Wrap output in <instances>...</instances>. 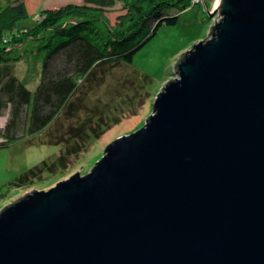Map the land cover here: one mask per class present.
<instances>
[{
    "label": "water",
    "instance_id": "95a60500",
    "mask_svg": "<svg viewBox=\"0 0 264 264\" xmlns=\"http://www.w3.org/2000/svg\"><path fill=\"white\" fill-rule=\"evenodd\" d=\"M206 10L142 126L1 204L0 264H264V0Z\"/></svg>",
    "mask_w": 264,
    "mask_h": 264
},
{
    "label": "trees",
    "instance_id": "16d2710c",
    "mask_svg": "<svg viewBox=\"0 0 264 264\" xmlns=\"http://www.w3.org/2000/svg\"><path fill=\"white\" fill-rule=\"evenodd\" d=\"M116 1L121 5L111 24L106 15L110 11L106 9ZM191 5V0H82L42 8L31 26L15 30H11L12 21L26 17L24 0H14L1 9L0 61L22 56H5L16 48L32 55L43 53L44 58L33 95L14 75L0 85V116L9 109L8 120L0 131L4 137L16 138L28 123L34 134L67 116L62 122L67 131L63 152L52 162L32 166L9 184L19 187L40 172L53 173L65 167L122 118L136 115L144 99L158 91L147 89L151 80L144 74L137 75V82L123 78L136 89L133 92L124 82L110 85L114 68L130 64L134 52L159 25L176 22L177 15L170 11H182ZM94 88L102 90L96 99L91 96ZM73 111H83L84 116L72 117Z\"/></svg>",
    "mask_w": 264,
    "mask_h": 264
},
{
    "label": "rangeland",
    "instance_id": "374dc122",
    "mask_svg": "<svg viewBox=\"0 0 264 264\" xmlns=\"http://www.w3.org/2000/svg\"><path fill=\"white\" fill-rule=\"evenodd\" d=\"M14 0H0V10L5 9ZM217 0H199V3H192L191 6L182 10L170 11V14H176V22L168 24L162 23L158 26L155 33L152 34L140 47L134 52L132 62L123 66L114 68L110 85L125 83L130 91H135L132 84L123 78L137 82V75H148L151 83L147 89L159 91L162 86L175 75V56L181 55L188 50L192 43L198 41V36L208 34L209 25L217 19V14L209 15L206 6L212 11ZM26 17L21 20H13L11 30L31 26L37 19L39 11L42 8H56L69 3H82V0H24ZM120 2L116 1L112 8H107V18L111 24L115 21ZM206 5V6H205ZM113 9V10H110ZM6 45V44H5ZM3 43L0 41V48ZM25 48H28L25 46ZM9 46L6 47L8 51ZM0 61V85L10 75L16 76L33 95L36 86L41 78V70L44 55L43 53L32 55L19 48L5 53L7 57H15ZM100 75V72H97ZM126 80V81H125ZM92 99L102 94V90L94 88ZM151 92L154 94V92ZM117 93V92H115ZM135 96V93H133ZM156 95V94H155ZM155 95L147 96L144 104L138 113L134 116H126L121 121L99 138L95 139L88 149L82 152L77 159L73 158L70 163L61 169H56L53 173L40 172L33 177L31 181L19 187L10 185L15 180L34 165H40L42 162H52L62 150L63 137L67 135L65 126L62 122L67 116L61 117L60 121L51 124L41 132L31 134L28 123L25 129L20 132L16 138L4 137L0 131V208L1 204H10L11 199L21 195L23 192L48 184L56 183L58 180L67 178L75 173V170L88 169L89 166L101 157L105 146L111 142L117 135L127 132L129 129H136L142 126L144 120L151 112V106ZM109 96V101L112 99ZM72 117L80 118L84 112L73 111ZM9 117V109H4L0 116V129H4ZM22 128V127H21Z\"/></svg>",
    "mask_w": 264,
    "mask_h": 264
},
{
    "label": "built area",
    "instance_id": "2783aa9c",
    "mask_svg": "<svg viewBox=\"0 0 264 264\" xmlns=\"http://www.w3.org/2000/svg\"><path fill=\"white\" fill-rule=\"evenodd\" d=\"M193 3H199V0H191Z\"/></svg>",
    "mask_w": 264,
    "mask_h": 264
},
{
    "label": "bare ground",
    "instance_id": "6f19581e",
    "mask_svg": "<svg viewBox=\"0 0 264 264\" xmlns=\"http://www.w3.org/2000/svg\"><path fill=\"white\" fill-rule=\"evenodd\" d=\"M217 4H218V0L215 2V6H217Z\"/></svg>",
    "mask_w": 264,
    "mask_h": 264
}]
</instances>
